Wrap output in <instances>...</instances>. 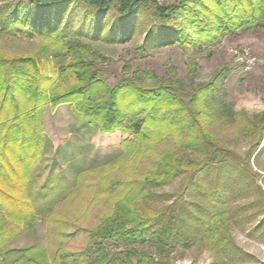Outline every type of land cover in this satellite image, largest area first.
Masks as SVG:
<instances>
[{
	"label": "rangeland",
	"instance_id": "1",
	"mask_svg": "<svg viewBox=\"0 0 264 264\" xmlns=\"http://www.w3.org/2000/svg\"><path fill=\"white\" fill-rule=\"evenodd\" d=\"M156 1L162 4L174 0ZM11 2L0 0L1 17L6 16V5ZM45 14L52 16L53 10ZM107 18L103 15L91 20L75 4L52 27L55 32H63L69 45H86L90 53H96L92 59L105 70L108 86L123 77L139 87L168 81L190 108L196 103V86L210 82L222 72L217 92L201 98L206 116L202 127L238 157L246 158L248 152L251 156L246 160V175L236 176L217 163L194 177L186 187L184 199L189 210L208 226H196L198 235L192 244L172 245L165 261L151 249L156 264H264V139L251 151V141L244 131L248 118L264 112V24L221 36L214 46L194 43L180 48L179 44L165 45L168 35L160 30L156 38H150V25L137 29V16L116 31L107 26ZM204 20L208 27H215L207 17ZM46 44L50 46L45 49ZM236 50L257 58L256 65L246 69L236 61ZM0 51L16 57L33 56L43 75L56 77V83L63 88L71 85L70 78L61 75L69 57L49 40L0 29ZM56 83L48 87L49 95L55 91ZM223 106L235 116L227 115ZM15 107L9 104L12 111ZM156 112L160 115L162 108ZM169 118L174 123L172 127L158 123L152 128L153 132L164 133L154 143L125 130L112 135L102 133L98 125L84 119L71 104L52 107L49 100L42 103L35 121L30 127L25 126L38 147L36 154L17 164L12 162L14 149L9 148L2 156L13 163V167H5L8 173L13 176L19 171L13 180L23 187L39 214L38 222L18 234L6 250L36 248L39 257L45 253L49 264H85L79 254L88 246L89 231L109 216L110 205L117 196L130 187L140 189L141 176L167 154H183L197 162L205 157L198 148L191 147L195 141L184 123L185 117L175 112ZM8 143L12 145L13 141ZM186 180L182 176L163 188L152 189L157 197L147 198V205L154 209L170 205ZM167 195L172 198L167 199ZM217 215L222 219L213 223ZM225 225L232 240L227 244L230 252L215 244L223 235L220 231L211 234L212 229ZM59 252L69 255V260L57 262Z\"/></svg>",
	"mask_w": 264,
	"mask_h": 264
},
{
	"label": "trees",
	"instance_id": "2",
	"mask_svg": "<svg viewBox=\"0 0 264 264\" xmlns=\"http://www.w3.org/2000/svg\"><path fill=\"white\" fill-rule=\"evenodd\" d=\"M75 4L80 13L91 20L95 16L107 15V26L110 25L113 31L137 16L136 28L150 25V38H156L160 30L168 35L169 41L165 45L179 44L180 48H189L194 43L200 47L214 46L221 36L264 24V0H174L162 4L156 0H12L6 5V16H0L1 31L49 40L67 54L69 62L61 75L72 81L70 86L63 88L56 83V77L43 75L35 57H16L0 51V264H49L45 253L39 257L36 248L6 250V245L18 234L38 222L39 214L23 187L13 180L19 171L12 176L5 170V167H13L12 162L17 164L18 160L24 161V158L36 154L38 147L33 144L25 126L32 125L39 106L48 100L52 107L71 104L84 119L98 125L102 133L112 135L125 130L134 137L154 143L164 133L153 132L152 128L158 123L172 127L174 123L169 117L175 112L185 117L184 123L189 126L191 138L195 141L191 147L205 154L202 161L197 162L183 154H167L151 171L141 176L140 189L129 186L125 193L112 201L109 216L89 231L88 246L79 254L86 260L85 264H156L151 249L165 261L172 245L192 244L198 235L196 226H208L186 206L185 190L194 177L217 163L236 176L246 175V160L251 156L248 152L246 158L238 157L202 127L206 116L201 98L217 92L222 72L210 82L196 86L193 97L196 103L191 108L179 99L168 81L153 87H139L123 77L115 85L108 86L105 70L92 59L96 53H90L91 49L86 45H69L63 32H55L52 27V23L58 24L63 12ZM49 9L53 10L52 16L45 14ZM206 17L214 28L205 24ZM49 46L46 44L45 49ZM55 83L56 89L49 95L48 87ZM9 104L16 105L15 110L12 111ZM160 107L163 112L159 115L156 110ZM223 108L227 115L235 116L229 107ZM142 114L144 117L141 118ZM163 115L166 117L163 120L158 118ZM244 129L252 151L264 139V112L248 118ZM9 141L13 144L10 145ZM9 148L14 149L12 162L2 157ZM182 176L187 180L170 205L157 209L147 205V198L157 197L152 189L163 188ZM220 219L221 215H217L212 222ZM218 231L223 235L215 244L230 252L227 244L232 240L226 225L212 229L211 234H219ZM69 258L59 252L56 259L58 262Z\"/></svg>",
	"mask_w": 264,
	"mask_h": 264
},
{
	"label": "built area",
	"instance_id": "3",
	"mask_svg": "<svg viewBox=\"0 0 264 264\" xmlns=\"http://www.w3.org/2000/svg\"><path fill=\"white\" fill-rule=\"evenodd\" d=\"M234 56L237 62L243 65L246 69H250L251 67L255 66L257 63V58L253 57L247 51H233Z\"/></svg>",
	"mask_w": 264,
	"mask_h": 264
}]
</instances>
